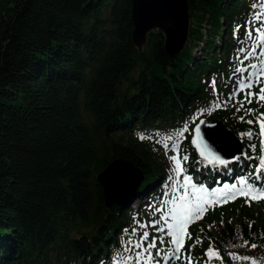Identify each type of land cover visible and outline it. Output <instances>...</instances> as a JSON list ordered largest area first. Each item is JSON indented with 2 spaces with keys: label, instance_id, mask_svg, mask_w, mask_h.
I'll use <instances>...</instances> for the list:
<instances>
[{
  "label": "trees",
  "instance_id": "trees-1",
  "mask_svg": "<svg viewBox=\"0 0 264 264\" xmlns=\"http://www.w3.org/2000/svg\"><path fill=\"white\" fill-rule=\"evenodd\" d=\"M188 3V40L171 57L159 31L135 46L132 0H0V264H132L135 218L160 214L107 208L97 177L129 162L143 176L132 198L164 206L175 184L170 149L185 127L178 151H189L188 175L202 181L207 173L212 187L243 177L264 187V171L259 179L255 171L264 107L244 101L249 89L230 95L226 83L236 69L261 64L264 0ZM202 118L221 120L246 155L219 167L201 162L190 141ZM204 220L188 227L192 239L173 264L189 255L193 264H264V201L241 196ZM236 237L259 253L256 262L225 248ZM210 247L219 259L209 260ZM157 248L171 252L167 243Z\"/></svg>",
  "mask_w": 264,
  "mask_h": 264
},
{
  "label": "snow or ice",
  "instance_id": "snow-or-ice-1",
  "mask_svg": "<svg viewBox=\"0 0 264 264\" xmlns=\"http://www.w3.org/2000/svg\"><path fill=\"white\" fill-rule=\"evenodd\" d=\"M257 19H261L257 17ZM264 22V20H262ZM252 33L249 32L248 36L251 38ZM258 39L261 41L262 47H264V34H261ZM243 51V50H241ZM254 54V53H253ZM255 67V65H252ZM237 72H241V69H236ZM215 85V81H213ZM253 87L251 83H245L243 80L238 85V90L243 92L245 89H249L247 95L244 97V101L247 103H252V98L255 97L258 101L264 102V87H261L259 93H253L250 89ZM235 95V94H233ZM231 99V97H229ZM220 107L219 104L216 105ZM243 107V103H241ZM253 110L249 109L248 112L251 114ZM247 123H254L253 120H248ZM255 123L259 125V135L261 139V150L259 155V165L256 171V178L259 179L260 174L264 171V113H260ZM188 131L185 127L182 131L176 133L177 142L173 143L171 146V151L175 152V155L169 157L173 164V172L175 175V184L172 185V197L169 202L165 204L164 209H157L162 214L159 219L151 222V227L155 228L158 233H163V236L153 237L149 240L150 233L148 231H143L139 239L132 243L129 240L130 247L127 249L129 252L135 248L138 249V253L135 257L134 264H153V253L152 249H157L155 256L161 257L162 260L170 259H181V254L184 250L185 240L192 239L191 233L188 232V227L190 224L195 223L197 220L202 219L203 215L209 210V208L219 205L222 203H227L229 200H235L238 196H244L247 199H264V187H256L252 183H249L247 179L241 178L239 180V186L237 184L224 185L220 189H209L205 187L202 183H197L193 178L186 173L183 167V163L188 161V156L179 155V138L183 137L184 132ZM196 136L198 140H193V144L199 150L200 157L207 161L208 164H219L226 165L228 161L221 159L216 156L211 150L208 149V145L204 143L203 136L201 134V129L197 127L195 129ZM249 139L252 138L253 133L249 131L246 133ZM141 139H145L144 135L140 136ZM168 139H171L169 137ZM166 152L169 150V144L167 140L163 143ZM253 150H255V145H252ZM242 155H246L243 154ZM251 159L252 157H248ZM236 159H239L237 157ZM172 180V177H169ZM149 225L141 224V228H147ZM159 226V227H157ZM133 229V233H135ZM165 237L168 238L167 243L171 245V252L161 255V250L157 248V241L159 244L164 245L166 243ZM199 237L196 238V243H199ZM245 246H247V241H245ZM255 247V245H252ZM206 255L209 260L213 257L219 259V253L213 250L211 247L208 249ZM187 264H193L191 256H184ZM247 259V258H245ZM132 257H129V261ZM124 264H129L128 261H124ZM155 264H160V261H155Z\"/></svg>",
  "mask_w": 264,
  "mask_h": 264
},
{
  "label": "water",
  "instance_id": "water-1",
  "mask_svg": "<svg viewBox=\"0 0 264 264\" xmlns=\"http://www.w3.org/2000/svg\"><path fill=\"white\" fill-rule=\"evenodd\" d=\"M133 42L139 49L147 43L148 35L155 30L165 38L164 48L171 57L177 56L185 47L190 28V12L188 0H132ZM199 127L204 143L216 156L228 161L237 162L243 155L242 141L230 132L221 120L202 118L193 126L191 148L201 162L209 166L225 165L208 164L199 155L193 144L198 140L195 129ZM239 157V159H236ZM259 162V159H258ZM226 164V165H227ZM98 182L103 188L104 201L107 208L125 205L135 196L143 182L141 172L131 163L124 160L112 162L98 175ZM136 199V198H135ZM134 199V200H135Z\"/></svg>",
  "mask_w": 264,
  "mask_h": 264
},
{
  "label": "rangeland",
  "instance_id": "rangeland-1",
  "mask_svg": "<svg viewBox=\"0 0 264 264\" xmlns=\"http://www.w3.org/2000/svg\"><path fill=\"white\" fill-rule=\"evenodd\" d=\"M155 31H157V30H155ZM147 45H148V38H147L146 45L143 46V47H146ZM260 57L262 59L261 60V64H254L255 67L249 66V67L242 68L241 69V72H237L236 71L233 75H231L226 80V83H227L228 87L230 88V92H229L230 95H233V94L236 95V93L239 92L238 85L241 82V80H243L245 83H251L253 85L252 88H257L258 93L260 92L261 87H264V47H262V46H260ZM254 99L256 100V102H259V104L262 107H264V102L258 101L256 98H254ZM262 113H264V111ZM259 132H260V129H259ZM184 153H185L184 155H187L188 156V159H189V151L186 150ZM183 165H184V163H183ZM172 167H173V164H172ZM207 175H208L207 173L204 175L205 176V179L202 180V181L197 180V178L195 176L194 177L191 176V177L193 178V180L195 182L202 183L205 187H207L209 189H220L224 185H232V184H237V186H239V181H238L237 183H235V182H232V183L226 182L223 185L214 188V187H212L211 184L208 183V181H207V177L208 176ZM249 183H251V182H249ZM172 195H173V193H171V194H169L167 196V199L164 202V206L161 207L159 205L155 209H152L150 203L145 202V201L139 202L136 199L134 200V198H131L127 202V204H129L132 207V209L134 210V212H136L137 214L139 212H143L144 210H147L149 212L156 211L161 216L162 213L160 211H157V209H164L165 204L170 201ZM239 197H241V196H238L237 198H239ZM260 200L261 201H264V199H260ZM233 201H235V200H229L227 203H222V204L215 205V206L209 208V210L203 215V218L202 219H199L195 223H192V224L198 225L200 223H204V221H205L204 219L206 218V216L208 215V213L211 212V210L214 207L224 206V205H227V204H229V203H231ZM255 212L256 213H260L261 211L258 209V210H255ZM135 219H136V222L138 224V227H136L135 230H136V232L138 234L141 235L143 231H148L149 232V228L151 226V221H145L139 215ZM141 224L149 225V226L147 228H141L140 227ZM192 224H190L189 227L192 226ZM132 233H133V230H132ZM162 235H164V234H162ZM165 240H166V243H167L168 238L165 237ZM157 245H159V243H157ZM167 245H168V248L171 249V245L169 243H167ZM225 248L227 250H229V251H235V252L239 253V259L241 261L256 262L258 260V257H259V253L258 252H254L252 250H245V249L242 248V241H241V238L240 237H236L233 241L228 242L225 245ZM168 253H170V252H168ZM153 257H154L153 264H155V261H157V260L160 261V264H173V261L176 260V259H170V260L165 261V260H162L161 257L155 256V254L153 255ZM245 258H247V259H245ZM134 261H132V264H134Z\"/></svg>",
  "mask_w": 264,
  "mask_h": 264
}]
</instances>
